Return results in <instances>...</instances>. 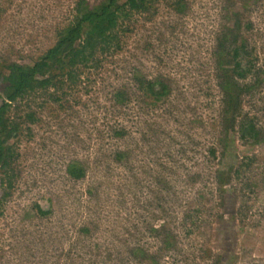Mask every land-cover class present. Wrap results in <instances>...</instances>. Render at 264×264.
I'll return each instance as SVG.
<instances>
[{"label":"rangeland","instance_id":"obj_1","mask_svg":"<svg viewBox=\"0 0 264 264\" xmlns=\"http://www.w3.org/2000/svg\"><path fill=\"white\" fill-rule=\"evenodd\" d=\"M77 1L0 0V76L53 45ZM170 1L134 15L76 82L19 101L37 121L0 172V264H264V83L244 98L262 137L245 144L213 54L238 18L264 65V0H186L181 13ZM74 161L83 178L67 173Z\"/></svg>","mask_w":264,"mask_h":264},{"label":"trees","instance_id":"obj_2","mask_svg":"<svg viewBox=\"0 0 264 264\" xmlns=\"http://www.w3.org/2000/svg\"><path fill=\"white\" fill-rule=\"evenodd\" d=\"M158 1L94 0V4H90L89 0H78L72 20L58 31L55 43L33 64L12 62L4 65L6 73L0 76L5 94L0 102V172L12 170L18 158L14 144L18 142L25 120L37 121L34 112H26L24 116L17 113L16 107L24 95L47 84L61 87L76 82L83 67L95 66L102 56L120 49L122 37L130 31L134 15L150 12ZM170 5L181 13L186 8V0H171ZM248 30L250 25L246 23L244 27L238 18L232 25H224L217 36L213 54L226 119H240L239 138L245 144H257L262 138L261 130L242 108L245 96L256 92L264 83V65L259 64ZM156 82L144 81L142 84L151 97L159 99L165 91L155 88ZM118 96H122L121 92ZM66 170L76 179L85 176L84 168L75 161ZM37 210L42 215L48 213L39 205ZM165 237L169 246L170 238ZM138 250L141 249L136 252Z\"/></svg>","mask_w":264,"mask_h":264},{"label":"water","instance_id":"obj_3","mask_svg":"<svg viewBox=\"0 0 264 264\" xmlns=\"http://www.w3.org/2000/svg\"><path fill=\"white\" fill-rule=\"evenodd\" d=\"M45 211H47L48 210V208H43Z\"/></svg>","mask_w":264,"mask_h":264}]
</instances>
